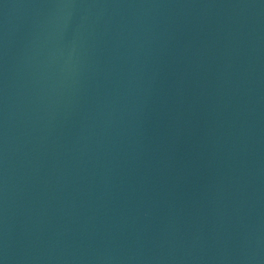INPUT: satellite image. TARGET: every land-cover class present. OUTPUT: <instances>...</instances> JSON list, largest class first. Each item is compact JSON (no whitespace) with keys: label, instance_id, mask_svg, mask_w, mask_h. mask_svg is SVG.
<instances>
[{"label":"water","instance_id":"obj_1","mask_svg":"<svg viewBox=\"0 0 264 264\" xmlns=\"http://www.w3.org/2000/svg\"><path fill=\"white\" fill-rule=\"evenodd\" d=\"M0 264H264V0H0Z\"/></svg>","mask_w":264,"mask_h":264}]
</instances>
